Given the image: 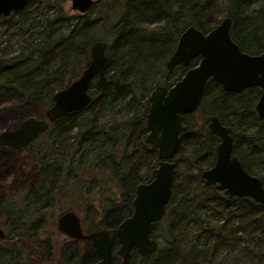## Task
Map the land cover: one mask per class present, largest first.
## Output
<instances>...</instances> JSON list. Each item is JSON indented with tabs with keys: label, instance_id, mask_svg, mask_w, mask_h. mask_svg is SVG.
I'll use <instances>...</instances> for the list:
<instances>
[{
	"label": "trees",
	"instance_id": "obj_1",
	"mask_svg": "<svg viewBox=\"0 0 264 264\" xmlns=\"http://www.w3.org/2000/svg\"><path fill=\"white\" fill-rule=\"evenodd\" d=\"M67 1L28 0L23 11L0 16L4 34L12 30L9 39H23L18 53L11 47L0 52V97L14 104L29 100L47 110L54 93L81 75L91 45L107 44L102 90L91 87L86 108L50 124L36 140L47 136L46 144L38 147L33 142L23 150L29 158L37 156L30 165L40 171L30 193L49 200L55 195L80 197L94 231L125 219L136 187L152 179L158 157L145 142L148 97L156 86L170 87L187 70H166L180 34L188 26L207 34L223 19L222 13L231 19L233 41L243 52L258 55L264 43V4L255 13L253 7L263 0H123L119 17L109 22L107 5L93 13L94 3L85 15L70 16ZM100 30L105 31L102 39ZM259 93L257 88L227 93L208 81L196 111L202 123L198 125L193 115L183 118L172 160L171 199L152 236L158 248L144 258L132 249L129 264H264V207L250 198L224 196L202 179L216 160L219 140L206 129L214 116L232 137V155L264 187V177L252 169L254 160L264 163V122L254 110ZM111 112L114 117L105 118ZM180 168L187 173L180 174ZM14 216L17 221L9 218L8 236L0 239V264L50 262L55 251L50 239L42 237L43 225L27 229L30 217L25 220L18 210Z\"/></svg>",
	"mask_w": 264,
	"mask_h": 264
},
{
	"label": "water",
	"instance_id": "obj_2",
	"mask_svg": "<svg viewBox=\"0 0 264 264\" xmlns=\"http://www.w3.org/2000/svg\"><path fill=\"white\" fill-rule=\"evenodd\" d=\"M69 1L71 10L80 15L86 14L94 4V0ZM27 3L28 0H0V16L7 18L12 13H19ZM230 28L231 19L228 17L207 34L188 26L180 34L176 48L166 62V69L172 71L177 66L188 68L199 59L197 65L188 69L168 90L157 87L149 96L145 141L156 151L158 164L152 172V179L136 187L131 214L115 229L119 264H129L132 249L144 258L154 254L158 248L152 235L165 216L171 199L175 170L172 160L180 143L182 118L198 110L208 81L215 82L224 92L232 94H242L251 88L260 89L255 112L258 119L264 122V44L259 55L242 52L232 40ZM105 51V43L94 42L87 67L66 88L54 93L53 103L44 117L24 119L15 128L0 132V146L22 150L46 133L56 120L86 108L91 102V82L96 78L94 88L98 92L105 84L108 64ZM206 129L219 140L214 165L202 173L206 185L214 187L224 196L250 198L264 207L263 183L258 177L248 174L232 155L233 140L228 129L214 116L209 118ZM262 222L264 224V213ZM58 230L73 239L89 241L99 258L95 264H112L113 240L106 230L85 234L79 218L72 212L59 218ZM3 237L4 232L0 228V238Z\"/></svg>",
	"mask_w": 264,
	"mask_h": 264
},
{
	"label": "rangeland",
	"instance_id": "obj_3",
	"mask_svg": "<svg viewBox=\"0 0 264 264\" xmlns=\"http://www.w3.org/2000/svg\"><path fill=\"white\" fill-rule=\"evenodd\" d=\"M122 2L123 0H94L96 3V7L93 13L96 12V9L100 5H107L108 11L106 13L109 15V22L114 19H117L122 11ZM264 4V0L260 2L258 5L254 6L253 9L256 13V10ZM65 11L70 16H77L79 14L73 12L70 8V1L68 0L66 4H64ZM255 16V14H254ZM221 18H224L222 13L220 14ZM4 28H0V52L3 49H7L9 47L12 48V53H18L20 46L23 44V39L19 36H14L13 38H8V36L13 33V31H9L5 33ZM103 30L98 32L99 39H102L104 36ZM251 36H248V39ZM250 41V40H249ZM251 42V41H250ZM248 44V43H247ZM250 45V43L248 44ZM175 73H171L169 78H173ZM46 109H44L41 105L34 103L32 101L26 100L21 104H14L11 101L7 100L6 98L0 97V132L5 130H11L15 128L21 121L30 117H44ZM115 113L111 112L106 114L105 118L110 119L114 117ZM202 114L195 113L193 114L192 118L195 122L199 124L202 123ZM106 120V119H105ZM48 142L47 136L41 137L39 141H35V146H42ZM30 158L23 152V150H11L5 147L0 146V187L2 189L8 190V192L17 193L18 191L25 189H32L40 180L39 169H35L30 165ZM253 171L257 173L258 176L264 177V163L261 161H255L252 167ZM179 173H187V171L183 168H180ZM193 173H196V170H193ZM67 194V193H66ZM66 196V195H65ZM63 196V198H65ZM80 198V197H79ZM94 208L98 207V202L96 200H92ZM61 208H69L74 207L76 212L81 217V221L83 222L84 229L86 231H90V223L88 222L87 218H85L86 208L78 202H72L71 199H63L62 203H59ZM87 207V206H86ZM61 208L57 207L48 215L49 217V232H55L52 235L53 241L56 244H63L64 240L62 237L60 238V234L53 226L51 220L57 219L58 214ZM88 242H80L79 248L81 251L85 250L88 246Z\"/></svg>",
	"mask_w": 264,
	"mask_h": 264
},
{
	"label": "flooded vegetation",
	"instance_id": "obj_4",
	"mask_svg": "<svg viewBox=\"0 0 264 264\" xmlns=\"http://www.w3.org/2000/svg\"><path fill=\"white\" fill-rule=\"evenodd\" d=\"M92 7V6H91ZM13 14V13H12ZM80 15V14H79ZM85 15V14H84ZM225 18V17H224ZM223 18V19H224ZM221 19V21L223 20ZM220 21V22H221ZM232 24V23H231ZM231 29V28H230ZM231 36V34H230ZM232 38V37H231ZM233 40V39H232ZM96 42V41H95ZM99 42H103L105 43L104 41H99ZM178 42V41H177ZM106 44V43H105ZM264 44V43H263ZM93 45V44H92ZM91 45V46H92ZM177 45V44H176ZM176 48V47H175ZM106 49H107V44H106ZM175 50V49H174ZM90 51H91V48H90ZM242 51V50H241ZM243 52V51H242ZM261 53V52H260ZM259 53V54H260ZM105 54H106V51H105ZM258 54V55H259ZM107 56V55H106ZM108 59V58H107ZM197 61H199V59H196ZM90 61V59H89ZM195 61V60H194ZM89 63V62H88ZM88 65V64H87ZM108 65V64H107ZM87 67V66H86ZM85 67V68H86ZM177 67H180V66H177ZM175 67V68H177ZM195 67V66H194ZM174 68V69H175ZM182 68V67H181ZM189 68V67H188ZM188 68H183V69H187ZM173 69V70H174ZM190 69V68H189ZM107 70V69H106ZM167 70V69H166ZM172 70V71H173ZM186 70V71H187ZM84 71V70H83ZM82 71V72H83ZM168 71V70H167ZM172 71H168V72H172ZM185 71V73H186ZM184 73V74H185ZM82 74V73H81ZM105 77H106V73H105ZM183 77V76H182ZM181 77V78H182ZM96 82V78L91 82V87H94V84ZM106 82V81H105ZM178 82V81H177ZM176 83V82H175ZM174 83V84H175ZM173 84V85H174ZM105 85V84H104ZM173 85H171L170 87H167L165 85H159V86H156L155 88L157 87H163L165 88L166 90H168L169 88H171ZM220 86V85H219ZM104 87V86H103ZM154 88V89H155ZM95 89V88H94ZM154 89L151 91V93L154 91ZM222 89V88H221ZM258 89V88H257ZM260 91V89H259ZM98 92V91H97ZM261 92V91H260ZM150 93V94H151ZM228 93V92H227ZM236 95H240V94H236ZM150 96V95H149ZM259 96H260V93H259ZM259 98V97H258ZM258 101V99H257ZM256 101V103H257ZM148 104H149V97H148ZM148 109H149V106H148ZM254 110H255V107H254ZM148 112V110H147ZM196 113V112H195ZM194 113V114H195ZM256 113V112H255ZM147 114V113H146ZM188 116H191V115H188ZM186 117V116H184ZM183 117V118H184ZM212 117V116H211ZM183 118H182V126H183ZM145 119H146V116H145ZM261 121V120H260ZM263 122V121H262ZM208 124V123H207ZM207 127V125H206ZM147 129V127H146ZM183 132V130H182ZM208 132V131H207ZM229 132V131H228ZM147 133H148V130H147ZM182 135V133H181ZM180 135V137H181ZM41 135H39L40 137ZM39 137L36 139L38 140ZM35 140V141H36ZM34 141V142H35ZM146 142V141H145ZM33 143V142H32ZM26 148V147H25ZM24 148V149H25ZM22 149V150H24ZM20 151V150H19ZM36 155L32 156L30 158V160H36ZM148 183V182H146ZM146 183H142V184H146ZM36 186V185H35ZM35 186L33 188H35ZM32 188V189H33ZM32 189H28V190H25V189H22L20 191H18L17 193H10L8 192V190L6 189H2V187H0V228L2 229V231L4 232V237L5 236H8L9 234V229H11L9 227V224H10V220L9 218L13 219L14 221H17L16 219V216H14V213L15 211L18 210V212L24 217V219L26 220L28 217H30V222H29V226L27 227L30 228V226L32 225H37V224H41L43 225V229H42V237L43 238H48L50 239L51 243H53V250L55 251L53 257H52V260L50 262H48L47 264H95L98 262L99 258L97 256V254L95 253V251L93 250L92 248V245L89 241H83V240H76V239H73L71 237H68L66 236L65 234L61 233L59 230H58V220L59 218L66 214V213H69V212H72L74 213L78 218H79V221H80V226H81V229L82 231L85 233V234H89V233H92V232H96V231H99V230H106L111 239L113 240V243H117V240L116 238H114V232H115V229L118 225L114 226V227H111V228H107V229H99V230H90V231H86L84 229V225H83V222L81 221V217L79 216V214L76 212V209H74V207H69V208H61L59 206V203H62L63 202V196H54V198H50L51 200L49 199H43L42 196L44 195H40L38 193H30V191ZM29 191V192H27ZM135 196V194H134ZM64 199H71L72 202H78L79 198H76L74 196H69V195H66ZM57 207L61 208L62 210H60L59 214H58V218L56 219H52L51 222L53 224V226H55V229L56 231L58 232V234H60V238L62 237L64 240H67V241H64L63 244L60 245L59 244H56L54 241H53V238H52V235L55 234V232H49L48 231V226H49V217L48 215H50V213L52 211H54V209H56ZM131 211H132V206H131ZM131 211L128 213L127 217L131 214ZM87 212V211H86ZM106 216L110 217L111 214H110V211H107V213H105ZM10 216V217H8ZM14 216V217H13ZM51 216V215H50ZM45 217V220L43 221V218ZM164 218V217H163ZM124 220V219H123ZM162 221V220H161ZM160 221V222H161ZM159 222V223H160ZM158 223V224H159ZM119 224V223H118ZM157 224V225H158ZM157 228V227H156ZM156 230V229H155ZM154 233V232H153ZM153 236V235H152ZM3 238H0V239H3ZM80 242H88V246L85 248V250L81 251L80 248H79V243ZM119 245V244H118ZM138 254V253H137ZM78 260H81L80 263H76V261ZM120 258L119 256L117 255L116 253V250L115 248H113V258H112V264H119L120 263ZM43 264H46V263H43Z\"/></svg>",
	"mask_w": 264,
	"mask_h": 264
}]
</instances>
